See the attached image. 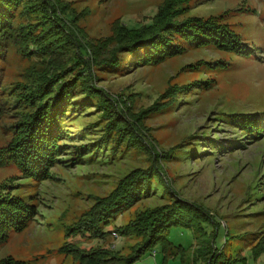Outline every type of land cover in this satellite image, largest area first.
<instances>
[{"label": "rangeland", "instance_id": "obj_1", "mask_svg": "<svg viewBox=\"0 0 264 264\" xmlns=\"http://www.w3.org/2000/svg\"><path fill=\"white\" fill-rule=\"evenodd\" d=\"M55 1L45 23L41 13L19 14L22 6L17 9L0 68V149L12 139L8 127L17 120L18 94L47 73L64 70L77 82L69 103L86 96L80 88L82 79L88 80L137 126L145 147L123 142L113 150L116 129L111 143L88 151L81 145L104 134L108 119L100 118L102 107L93 102L81 111L68 105L58 140L63 151L45 179L30 177L15 161L0 163V190L24 199L34 211L28 226L11 231L0 245V261L85 264L82 252H99L102 264H116L118 256L131 255L142 241L118 228L175 198L202 206L209 218L172 226L167 233L171 247L159 243L136 264H208V258L194 262L205 243L219 253L215 263L238 259L232 264H264V245L255 246L264 244V130H245L238 122L246 117L264 121V0ZM168 2L177 10L176 20L215 18L235 30L253 52L247 57L205 45L158 64L127 69L106 64L129 38L127 27L151 24ZM50 23L70 41L44 45L39 35ZM79 43L87 53L76 60ZM124 53L120 57L128 58ZM153 163L168 189L155 185L150 196L102 225L104 237L84 233L79 222L88 218L97 199Z\"/></svg>", "mask_w": 264, "mask_h": 264}, {"label": "trees", "instance_id": "obj_2", "mask_svg": "<svg viewBox=\"0 0 264 264\" xmlns=\"http://www.w3.org/2000/svg\"><path fill=\"white\" fill-rule=\"evenodd\" d=\"M51 1L0 0V68L6 54L8 35L11 36L10 32L14 28L17 9L22 6L19 14L26 12L39 15L41 13L45 23L48 11L50 12L52 5L56 2L55 0ZM172 8V4L168 2L160 6L151 24L138 28L127 27L129 38L121 48L110 56L108 61H105L106 64L115 69L158 64L182 54L189 47L205 45H217L247 57L253 52V48L226 23L216 21L215 18L204 19L201 17L176 20L178 14L175 11L177 10ZM65 15H68V19L71 20L75 18L69 11H66ZM38 21L35 25H40ZM50 24L48 28H43L44 31L39 35L46 41L44 45L49 46L57 41H61L58 45H63L65 40L70 41L69 35L63 29ZM23 25V28L28 26L27 24ZM38 41L41 39L38 38ZM37 45H39L38 42ZM123 51H126L124 54L128 55V58L120 57V53ZM85 53H87L86 47L79 43L76 60L78 54L85 56ZM66 72L64 70L60 75L47 73L32 86H25L26 92L18 94L15 100L17 120L8 127L12 139L0 149V163L7 160L15 161L30 177L45 179L52 163L58 159V152L63 151V145L58 140L62 135L61 121L67 111L71 110L67 108L68 105L81 111L91 102L95 103V107H102L100 118L108 119V123L105 126L104 134L94 142L83 143L82 147L91 152L108 142L111 143L110 137H113V131L116 129L117 138L111 144L113 150H117L123 142L134 148L145 147V142L142 141L137 126L127 120L123 111L108 100L105 94L93 90L88 80L82 79L85 83L80 88L84 90L86 96L69 103L72 92L77 88V82ZM187 86L186 84L184 87ZM77 97L79 95L73 99H77ZM238 122H242V127L245 130H264V121H259L256 117L241 118ZM63 134H65V130ZM161 173L157 163H153L148 168L131 172L123 178L110 195L97 199L88 218L79 222V227L84 233L93 237H104L106 232L103 229V224H108L125 208L150 196L155 185H162L168 189ZM33 212V206L27 201L17 195L0 190V245L11 231L27 227ZM208 213L202 206L175 198L166 205L142 213L133 224L118 228L122 235L134 233L142 237V241L131 255L118 256L120 259L116 264H136L147 251L152 250L159 243H162L165 248L171 247L172 242L168 239L167 233L172 226L181 224L190 226L198 217L209 218ZM263 245L259 242L255 246ZM98 254L99 252L89 254L82 252L81 258L85 264H102L105 259ZM218 255V252L213 251L211 243H205L199 248L194 262L199 258L200 260L208 258L209 264L214 262ZM235 260L226 264H232ZM218 263L217 260L215 264ZM0 264L9 263L0 261Z\"/></svg>", "mask_w": 264, "mask_h": 264}]
</instances>
